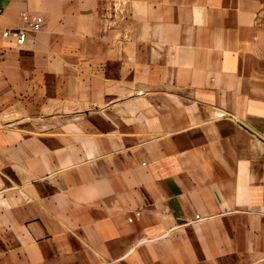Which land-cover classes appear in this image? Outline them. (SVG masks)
<instances>
[{"label": "crops", "instance_id": "1", "mask_svg": "<svg viewBox=\"0 0 264 264\" xmlns=\"http://www.w3.org/2000/svg\"><path fill=\"white\" fill-rule=\"evenodd\" d=\"M0 264H264V0H0Z\"/></svg>", "mask_w": 264, "mask_h": 264}, {"label": "built area", "instance_id": "2", "mask_svg": "<svg viewBox=\"0 0 264 264\" xmlns=\"http://www.w3.org/2000/svg\"><path fill=\"white\" fill-rule=\"evenodd\" d=\"M32 29L34 30V31H38L39 29H40V25L38 24V23H36V24H34L33 26H32ZM3 35L5 36V37H9V36H14L15 37V39H16V43L18 44V45H23L26 41H27V39H28V36H29V30L28 29H18L16 32H14V33H11L10 31H6V32H4L3 33ZM140 214L139 213H137V216H139ZM197 220H199L200 219V217L199 216H197V218H196ZM134 219L133 218H131L130 219V221H133Z\"/></svg>", "mask_w": 264, "mask_h": 264}, {"label": "rangeland", "instance_id": "3", "mask_svg": "<svg viewBox=\"0 0 264 264\" xmlns=\"http://www.w3.org/2000/svg\"><path fill=\"white\" fill-rule=\"evenodd\" d=\"M132 222V221H131Z\"/></svg>", "mask_w": 264, "mask_h": 264}]
</instances>
